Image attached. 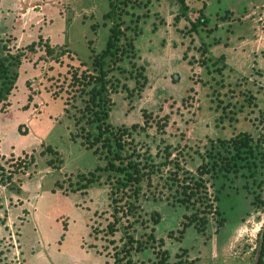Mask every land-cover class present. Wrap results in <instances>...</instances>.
<instances>
[{"label": "rangeland", "instance_id": "obj_1", "mask_svg": "<svg viewBox=\"0 0 264 264\" xmlns=\"http://www.w3.org/2000/svg\"><path fill=\"white\" fill-rule=\"evenodd\" d=\"M109 11L110 0H0V87L6 74L11 88L0 103V264H256L264 0L121 5V44L133 52L105 60L108 122L129 130L126 152L147 176L130 191L134 209L114 236L107 227L122 176L83 145L85 121H76L90 88L73 78L96 73ZM202 16L206 25L195 30ZM54 47L70 53L53 58ZM241 133L254 140L255 165L235 172L223 159ZM89 179L96 182L83 188ZM198 180L210 204L188 200L186 187Z\"/></svg>", "mask_w": 264, "mask_h": 264}, {"label": "trees", "instance_id": "obj_2", "mask_svg": "<svg viewBox=\"0 0 264 264\" xmlns=\"http://www.w3.org/2000/svg\"><path fill=\"white\" fill-rule=\"evenodd\" d=\"M124 2L125 0H110V11L104 18L110 19L113 22V26L110 30V37L105 51L100 55H96L94 58L96 73H91L86 70L80 75L75 73L73 77L76 79L77 85L83 86L84 90L90 88L88 92L82 90V92L87 94L88 99L85 101L86 106L81 119L76 121L78 126L80 120L85 121L86 127H81L83 131H85L83 137L86 139L83 145H85L87 149L93 150L96 155H103L106 161L105 171L120 173L122 176L121 179H118L112 191L114 221L107 227V234L112 236L119 230V223L124 219H128L134 209V205L131 202L133 194H131L130 191L135 188L136 194V192L139 191L137 185H140L147 176L145 171L147 165H140L139 162L133 160V157L129 156L126 152L129 130L125 128L117 130L108 122L111 107L110 89L112 88V82L108 78L109 72L105 69V60L111 58V60L116 59L115 62H118L119 55H124L126 52H133L132 43H130L131 48L129 50H126V45L121 44V40L125 38V32L117 21V14ZM183 5L187 8L185 2H183ZM193 25L195 30L205 26V17L202 16L198 22H194ZM69 53L70 49L68 47H60L58 50L54 47L50 48L49 56L56 58ZM1 69L3 68L0 66V70ZM3 76L5 77L0 87V103L8 100L11 93V88L8 87L7 75L4 74ZM230 146L234 154L229 159L228 157L223 159V161L226 160L224 164L228 168L238 172L241 168L255 165L252 160L255 159V151L257 148L254 146V140L251 135L248 133H241L235 139L231 140ZM48 150H50V152H55L52 147H49ZM203 173L204 171L202 169L201 175ZM95 182L96 180L89 179L88 183L84 185L83 188H87ZM186 189L190 190V193H187V190L185 193L189 195L188 200L194 196L200 195L205 203L210 204L211 199L208 196V189L202 180L193 181ZM73 192L78 191L75 190ZM126 251L127 249H124L122 252L124 253ZM165 254L167 255L166 252ZM256 264H264V229L260 232L259 236V255Z\"/></svg>", "mask_w": 264, "mask_h": 264}]
</instances>
